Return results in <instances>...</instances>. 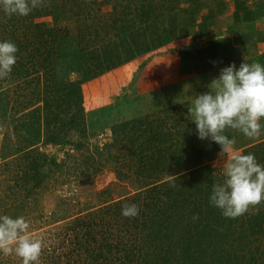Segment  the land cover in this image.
<instances>
[{
  "label": "rangeland",
  "instance_id": "1",
  "mask_svg": "<svg viewBox=\"0 0 264 264\" xmlns=\"http://www.w3.org/2000/svg\"><path fill=\"white\" fill-rule=\"evenodd\" d=\"M237 2L245 3L246 8L237 10ZM257 4H262V8ZM196 5L202 8L198 15L191 13L198 11ZM247 8L251 13L260 11L262 17L255 22L253 31H247L250 45H243L239 42L234 26ZM202 16L210 19L209 24H213L210 34L205 37L198 34V24L201 23ZM4 22H9L15 32L17 28L16 35L20 39L23 38V44L27 40H35L37 29L53 28L58 33L63 53L73 52L75 60L78 56L83 57L81 66H91L93 62L98 63L100 58L102 60V57L97 56L99 54H95L99 52L95 51L101 52L103 47H109L108 51L112 52L122 51L118 57H112V61L116 60L114 66L117 67L93 75L81 84L85 116L91 117L94 111L107 108L103 111L100 121L85 134L71 133L65 145L40 146V151L48 158L56 159L63 170L62 177L56 175L48 181L41 194L29 198L25 210L27 214L22 215L30 223L29 235L44 240L40 264L58 261L67 244L68 249L75 245V250L79 242L84 246L88 245L85 242L88 235V250L93 252L94 248L96 250V246L92 245L93 237L100 248L99 241L102 236L109 238V233L112 237L120 230L123 241L128 243L126 250L136 239L134 244L137 248L131 247L126 252L136 255L142 262L151 241L150 238L146 239L147 231L141 224L148 220L150 212L146 210L144 202L149 198L147 195L155 194L154 192L159 190L154 191L152 187L184 173L193 170L201 172L203 169L209 171L206 179L202 178L205 175L203 174L193 179L190 184L195 185L197 180H204L206 184L202 189L205 190L208 186L211 190L214 184L223 182L226 160L218 157L221 151L218 144L197 138L195 124L190 121L192 117L188 114V107L192 103V97L189 95L209 91L208 84L219 74L221 68L230 63H235L237 67L242 62L263 64L258 57L264 55V0H42V6L26 17L9 18L0 10V27ZM9 31L11 32L10 29ZM170 33L174 35V40L151 49L158 36L165 39ZM183 33L185 36L180 38ZM215 38H220L227 48L226 57L222 56V61L215 63L208 70L203 69L199 57V66L196 68L183 70L179 66V53L186 48H189L194 56L201 51L209 52V49L217 55L223 54L222 48L209 46V42ZM36 44L35 42L34 48L37 47ZM35 51L34 49L30 53L35 63L34 66L29 65L31 76H34L33 72L37 69L40 74L44 72L39 66L43 56L37 55ZM212 51L208 56H216ZM132 54L136 55L131 59ZM112 61H104L102 66L112 64ZM71 77L76 76L71 72ZM30 78L25 77L22 80ZM41 78L43 80V77ZM45 83L46 79L42 81V85ZM48 83L53 84L49 80ZM48 83L44 86H50ZM131 121L139 124L147 122L148 127L144 125L146 129L151 125L155 134L161 133L157 136V144H170L169 151L162 150L165 154L163 159L153 155L152 150H146L148 152L144 159L129 157L128 149L135 150L138 145L147 148L149 142L141 143L143 138H140V134L128 128L120 130L114 137L111 128ZM225 134L246 140L245 144L248 146L257 145L264 140V133L255 139H244L241 134L236 136L232 129H227ZM237 144L236 141L229 149V157L233 152L244 154L242 146L245 144ZM194 192L195 190L190 192L187 189L185 196L191 194L195 198ZM136 193L141 196L138 204L140 214L137 216V222L130 225L133 228H127L129 232H126L121 210L122 205L129 201H123ZM256 209L264 211V205ZM105 212L110 215H105ZM102 218L113 223L111 230L105 235L103 234L107 229L102 228ZM76 219L81 223L75 222ZM198 222L203 225L201 219ZM193 224L189 222L190 231ZM68 227H72L73 231H68ZM154 229L148 232L152 234ZM66 234H70V239H66ZM173 238L171 237L174 242H184L178 241V232ZM66 240H69L68 243ZM243 245H248V248L258 247L264 255V234L250 235L243 241ZM52 248L56 250L53 254ZM178 248L173 247L171 251L177 249V254L180 249ZM209 254L207 252V255ZM2 255L5 263L14 264L15 255ZM240 255V264L248 262L247 253L240 252ZM257 257V264H264V256L260 259ZM210 259L205 262L208 263Z\"/></svg>",
  "mask_w": 264,
  "mask_h": 264
},
{
  "label": "trees",
  "instance_id": "2",
  "mask_svg": "<svg viewBox=\"0 0 264 264\" xmlns=\"http://www.w3.org/2000/svg\"><path fill=\"white\" fill-rule=\"evenodd\" d=\"M74 4H72V8ZM196 6L198 11L194 10L191 13L198 15L202 8L200 9L199 5ZM257 6L260 9L262 8V4H257ZM235 7L240 10L245 9L246 5L237 2ZM261 15L260 11L251 13L247 8L242 17L238 18L234 30L239 37V42L243 45H250V36L247 31L254 30V24L262 17ZM209 21L210 19L208 20L207 17L202 16V21L198 24V27H200L198 34L201 37L208 36L213 29V24H209ZM8 23H2L0 39L15 42L19 51L17 53L18 60L10 78L0 79V215L6 214L15 218L27 214L25 210L29 198L41 194L50 179H53L56 175L62 177L63 170L59 167L58 161L54 158H48L46 154L40 151V146L65 145L68 143L67 138L71 133L81 132L85 134L88 129L91 130L95 126L96 122L100 121L103 111L107 108L94 111L91 117L85 116L82 107L81 84L93 75L117 67L114 66L116 60L112 61V57L115 55L118 57L122 51L112 52L108 51L109 47H103L104 49L102 48L101 52H94L96 55L99 54L97 56L102 57V60L100 58L98 63L92 61L93 65L91 63V66H88L89 64L81 66L80 63L83 57L78 56V59L75 60L73 52L63 53V46L58 40V33L53 28L47 30L37 29L35 36L32 35L35 40L30 42L27 40L23 44V38L17 37V28H15V32ZM183 36H185L184 33L181 34L180 38ZM172 40H174V35L171 33L165 39H160L158 36L151 49L169 44ZM35 42L37 47L34 48ZM221 42L223 41L220 38H215L209 42L210 47L224 50L223 54L219 55L212 49L208 50L214 52L216 56H213V54L208 56L209 52L207 51L198 52L197 56H194L189 48L180 52L182 69L191 70L199 66L197 57L201 59L200 63L203 64L204 70L211 69L215 63L222 61V56L226 57L227 48ZM34 49L37 55L43 56V61L39 66L44 72L40 74L37 69L33 72L34 76H31L29 65L34 66L35 63H33V57L30 53ZM133 55L136 54H132L131 59L134 57ZM262 59H264V55L258 57V60H261L264 64ZM109 60L113 63L102 66L104 61ZM26 67H28L27 70ZM71 72L76 77L72 78ZM25 77H29L30 80H22ZM41 77H43V80ZM45 79L46 83L44 85L48 83V80L53 84L48 83L50 86L42 85V81L44 82ZM31 83L33 87H31ZM144 125L148 127L147 122L140 124L134 121L124 122L111 128L112 135L115 137L120 130L127 128L138 132L140 138H143L141 143L148 141L149 146L143 148L138 145L136 151L132 148L128 149L130 150L129 157H134L137 160L144 159L147 152L152 150L153 155L158 156V159H163L164 153L162 150L169 151L170 144L169 146H159L157 136H160L161 133L157 135L151 125L149 129H146ZM234 133L236 136L241 134V137L247 138L238 130H234ZM262 137L264 139V136ZM236 139L238 144L247 143L246 140H239L238 137ZM158 141L161 142V140ZM156 147L159 148L156 149ZM242 147L244 154L254 153L257 158L260 157L258 162L264 163V140L257 145L248 146V144H245ZM208 173L209 171L206 169L201 172L193 170L170 179L159 186L152 187L154 191L159 190L154 192L155 194L147 195L149 198L146 197L148 200L144 202L146 210L150 212L148 220L141 224L147 231V234H145L146 239L150 238L151 241L149 250L142 262L137 259L136 255H129L126 252L131 247L137 248L134 244L136 239L129 244V248L126 250L125 247L128 246V243L123 241L124 237L120 233L122 230L111 237L108 230H111L113 223L102 218V228L107 229L103 235L108 232L109 238L102 236L99 241L100 248L97 247V241L93 237L92 245L96 246V250L95 248L93 252L88 250L90 247V237L88 235L85 237L87 238L85 242L88 245L84 246L83 243L79 242L77 244L78 248L75 250V245L68 249L69 245L67 244L66 250L62 251L63 256L62 254L59 255L58 261L52 260V264H183L184 262L186 264H240V258H242L240 252L247 253L249 256L248 262L245 264H257L256 257L258 256L260 259L264 255L260 253L258 247L248 248V245H243V241H246L250 235L260 236L264 234V211L263 209H256L263 206L264 202L250 207L248 212L242 216L234 219L225 218L219 209L209 204L208 197L211 190L208 186L205 187V190L202 189V186L204 187L206 184L204 180H197L195 185L190 184L193 179H197L203 174L205 175L202 178L206 179ZM187 189L190 192L195 190V198L191 194L185 196ZM203 190L204 193L202 194ZM139 193L132 195L131 198H126L123 203L129 201V203L138 205L141 198ZM147 193L149 194V191ZM12 208L13 210H11ZM254 209L255 211H253ZM105 215H110V213L105 212ZM193 216L198 217V219L193 220ZM200 219L203 225L198 222ZM124 220L126 232H129L128 229L133 228L130 225L137 222V216L134 218L124 216ZM75 222L81 223L77 219ZM189 222L194 223L191 227L192 231H190ZM150 229H154L152 234L149 233ZM69 230L73 231V228L68 227ZM177 232L178 241L184 242H174L173 236ZM65 236L66 239H70V234ZM68 241L66 240V243ZM173 247L180 248H178L179 252L177 254L175 253V251H178L177 249L171 251ZM52 250V254L56 252L55 248H52ZM102 251L105 253L103 254ZM207 252L210 254L207 255ZM1 255L2 253H0V264H7L2 258L3 255L2 257ZM206 259H210V261L207 263L205 262ZM13 263L20 264L19 258L15 256Z\"/></svg>",
  "mask_w": 264,
  "mask_h": 264
},
{
  "label": "clouds",
  "instance_id": "3",
  "mask_svg": "<svg viewBox=\"0 0 264 264\" xmlns=\"http://www.w3.org/2000/svg\"><path fill=\"white\" fill-rule=\"evenodd\" d=\"M41 6L42 0H0V10L9 18L26 17ZM18 51L15 42L0 39V79L10 78ZM207 87V92L189 95L192 103L188 114L197 138L218 144V157L226 160L223 182L212 186L209 204L225 218L234 219L264 202V164L254 153L233 152L229 157L236 138L225 134L232 129L255 139L264 133V64L242 62L237 67L230 63ZM139 211L137 204L125 203L121 214L134 218ZM195 219L198 217L193 216ZM29 230L25 217L0 215V253L15 255L20 264H40L44 240L29 235Z\"/></svg>",
  "mask_w": 264,
  "mask_h": 264
},
{
  "label": "crops",
  "instance_id": "4",
  "mask_svg": "<svg viewBox=\"0 0 264 264\" xmlns=\"http://www.w3.org/2000/svg\"><path fill=\"white\" fill-rule=\"evenodd\" d=\"M179 66H181L180 61H179Z\"/></svg>",
  "mask_w": 264,
  "mask_h": 264
}]
</instances>
